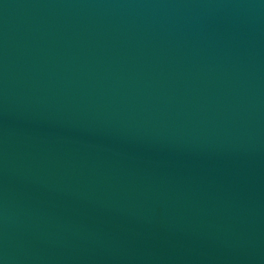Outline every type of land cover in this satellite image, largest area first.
Returning a JSON list of instances; mask_svg holds the SVG:
<instances>
[{"label":"water","instance_id":"1","mask_svg":"<svg viewBox=\"0 0 264 264\" xmlns=\"http://www.w3.org/2000/svg\"><path fill=\"white\" fill-rule=\"evenodd\" d=\"M0 264H264V0H0Z\"/></svg>","mask_w":264,"mask_h":264}]
</instances>
